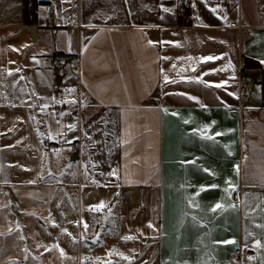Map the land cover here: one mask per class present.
Listing matches in <instances>:
<instances>
[{
    "label": "crops",
    "instance_id": "obj_1",
    "mask_svg": "<svg viewBox=\"0 0 264 264\" xmlns=\"http://www.w3.org/2000/svg\"><path fill=\"white\" fill-rule=\"evenodd\" d=\"M175 2L0 0V264L5 214L31 220L16 204L31 189L65 203L35 216L64 235L35 264H264V3L252 21L249 0H210L225 22L193 0L185 24ZM56 55L77 57L58 88Z\"/></svg>",
    "mask_w": 264,
    "mask_h": 264
},
{
    "label": "rangeland",
    "instance_id": "obj_2",
    "mask_svg": "<svg viewBox=\"0 0 264 264\" xmlns=\"http://www.w3.org/2000/svg\"><path fill=\"white\" fill-rule=\"evenodd\" d=\"M255 3H256L255 0H249V2L247 3V6H249L247 8L248 19H251L252 21L259 20L258 7L255 5ZM262 3H264V0H262ZM192 5L189 9L188 16L186 17L178 16L181 23H185V24L189 23V20L191 19L190 15L193 7ZM250 13L251 16L252 15L254 16L251 17ZM52 75L55 85L58 84L59 86H61V83H63V80L65 78L63 79L61 77H57L54 71ZM69 169L67 168V166L66 168L62 167L60 172L67 171ZM62 176L63 175L61 174L59 177H57V179L62 180L61 179ZM61 191L58 192L56 190L54 192L52 190L48 193V196L50 198H53V201H46V202L41 201L40 196L47 195V193L39 194L35 192V189L27 190V196L22 195L23 198L26 197L27 200L21 201L22 198L20 197L17 198L16 204L18 203L20 212H22V210H27V212L30 213L32 218H30L31 220L28 221H26L24 218H20V219L17 218L18 221L17 220L15 221L16 223L15 225L13 219H10V215L7 214L6 216L5 214V221L3 228L4 237L2 241L3 264H35V244H39V243L45 245L50 244L52 242V236H58L59 238L61 237V239H63L64 236L63 233H57L58 229L56 227L52 229L51 231L52 234L50 232L46 233V231H44L45 229L40 227L35 221L36 220L35 216L37 217L43 216L45 217V221L47 220L49 221L48 219L49 215H52L53 213L58 215L62 212L65 203L55 201L57 198H59V196H62ZM15 194H19V193H14L13 196H15ZM21 204L23 205V207ZM72 208L73 207L71 206V210ZM6 209H8L9 212L13 211V208L10 205H7ZM40 219L44 222L42 218ZM29 221L30 223H26Z\"/></svg>",
    "mask_w": 264,
    "mask_h": 264
},
{
    "label": "snow or ice",
    "instance_id": "obj_3",
    "mask_svg": "<svg viewBox=\"0 0 264 264\" xmlns=\"http://www.w3.org/2000/svg\"><path fill=\"white\" fill-rule=\"evenodd\" d=\"M200 2L204 3L205 6H206V9L208 11L212 12L216 16L217 19H221V20L227 22V16H220L219 15V13L223 11L222 8H219V7H209L210 0H200ZM192 6L195 7V4H193ZM163 11L167 13V12L170 11V9L167 8V7H164L163 8ZM197 19H199V17H197ZM91 27H95V25H91ZM149 43H152V42L150 41ZM84 51H87V45L85 46ZM189 59H191V58H189ZM214 59H216V58L215 57H212V56H209V57H206V58H201V62H205L206 63V62H209V61H213ZM33 60H34V62L39 63V61L36 60L35 57H33ZM173 67H175V65H173ZM192 70L195 71V68L193 67ZM17 71H19V70H17ZM162 72H163V70H162ZM205 74H207V73H205ZM9 75H11V73H9ZM21 78H23V77H21ZM163 79H164V82L165 83H175V81L169 80V78H168L167 75H164ZM189 82H192V81L189 80ZM195 82L204 83L206 87H215V88H218V89H220V88H226L227 87V85H226L225 82H221V83H209V82L203 81L202 77L195 78ZM20 91L23 92V89L21 88ZM68 91L69 92H75V89H69ZM228 94L229 95H233L232 93H228ZM187 98L189 100H196V99H198V98H194L192 96H188ZM235 98H238V97H235ZM41 99L48 100L47 97H41ZM51 101H52L53 104H59L61 107H63V105L65 103H68L69 105H72V104H75L76 103L75 100H69V101H65L64 99L57 100L56 97H52L51 98ZM223 103H226V102H223ZM30 106H33L34 107V105H30ZM49 107H50V104L49 103H44V104L40 105V110H41V112H44ZM49 114L52 115V116H54V117L56 116V113L54 111L51 112V113H49ZM67 114L68 113H61L60 114V119H57V121H56L57 124H59L60 123V120L63 118V116L64 115H67ZM66 127L68 128L69 131H74L76 129V124L75 123H69V124L66 125ZM197 131H199V135H200V137L202 139H206V140H213L214 139V137L212 135H206V133L209 131V129H207V128H205V129H199ZM55 135L57 137H63L64 136V133H63L62 130H59L58 129L55 132ZM215 135L216 136H220V135H222V133H216ZM51 138H52V133L50 131V133H49V139H51ZM56 142H59V140H57ZM64 142L65 143H72V140L65 139ZM183 163H186L187 164V163H193V162L186 161V162H183ZM95 166H96L95 163H93L91 165V167H93V168H95ZM69 167L71 168V165ZM235 167H236V171L238 172L239 171V166L237 165ZM84 168H85V171H87L88 168H89V165L88 164H85L84 165ZM100 175H106V174L100 173ZM107 175H111L112 177H114L116 179H119V176H118V174H117V172L115 170H113L111 173H109ZM206 190H211V186H206ZM232 190H235V186H232ZM105 207H106V204L104 202H100L98 205L89 206V209L88 210L89 211H92V212H97V211H100V210L104 209ZM222 207L223 206L220 203H217L214 206L213 211H215L216 209H221ZM233 207H234V205H233ZM108 214H109V216L112 215L111 208L108 209ZM149 226L152 227V225H149ZM257 226L259 227L260 225H257ZM83 227L85 228V230H87V228L89 227L88 223L87 222H84ZM124 239H126V240H132V239H135V237L128 236V237H125ZM96 242H98V241H96ZM219 243H235V241H225V242H219ZM256 245L257 246H260V241L257 240L256 241Z\"/></svg>",
    "mask_w": 264,
    "mask_h": 264
},
{
    "label": "built area",
    "instance_id": "obj_4",
    "mask_svg": "<svg viewBox=\"0 0 264 264\" xmlns=\"http://www.w3.org/2000/svg\"><path fill=\"white\" fill-rule=\"evenodd\" d=\"M192 0H176L175 6L177 10V14L179 17L188 16L189 9L192 5ZM77 61V57H71L67 55H56L52 62V70L55 72L57 77L66 78L69 73V68L71 67L73 62ZM247 82V80H244ZM56 87H59L56 84ZM248 254V250L246 248H240L235 251V255L238 257L244 256Z\"/></svg>",
    "mask_w": 264,
    "mask_h": 264
}]
</instances>
